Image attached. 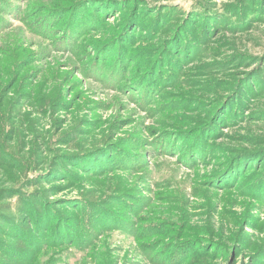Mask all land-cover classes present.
I'll list each match as a JSON object with an SVG mask.
<instances>
[{"label": "rangeland", "instance_id": "1", "mask_svg": "<svg viewBox=\"0 0 264 264\" xmlns=\"http://www.w3.org/2000/svg\"><path fill=\"white\" fill-rule=\"evenodd\" d=\"M0 264H264V0H0Z\"/></svg>", "mask_w": 264, "mask_h": 264}]
</instances>
